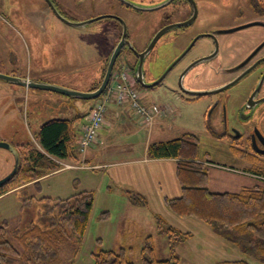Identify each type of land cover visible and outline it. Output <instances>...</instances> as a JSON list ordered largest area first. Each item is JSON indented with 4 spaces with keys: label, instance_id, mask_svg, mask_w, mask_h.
Segmentation results:
<instances>
[{
    "label": "rangeland",
    "instance_id": "obj_1",
    "mask_svg": "<svg viewBox=\"0 0 264 264\" xmlns=\"http://www.w3.org/2000/svg\"><path fill=\"white\" fill-rule=\"evenodd\" d=\"M58 1L69 17H88L84 19L86 20L113 12L110 0ZM257 1L216 0L214 12L217 15L208 23L209 27L228 29L251 21L264 22V0L263 3L260 2L262 0ZM138 3L145 6L152 4L144 1ZM40 9L46 10L44 0H0V72L11 76L25 75L31 80L87 91L91 87L93 78L100 77V68L115 41V37L110 36L108 30L103 31L107 23L113 22L112 18L98 19L87 27H71L54 18L48 9L45 13L40 12ZM156 11H143L141 16L143 21H149ZM112 25L113 23L109 26ZM52 27L55 28L54 31ZM43 28L49 30L48 34L38 36L39 29ZM154 30L156 26L144 23L141 28L142 44L147 42ZM170 34L174 33H169L167 36ZM262 34L264 28L254 25L223 36L233 37L247 44L246 47L249 48L251 45L248 40ZM161 39L148 57V60L152 56L157 57V65L155 63L153 68L158 67V61L162 62L160 63L162 66L167 65L168 61L187 43L186 39L179 38L175 43L161 44ZM191 54L192 51L187 59ZM152 62L154 63V60ZM120 63L131 67L133 65L124 53L118 56L113 69H116ZM152 64L146 63V67L152 69ZM179 67L176 66L167 78L153 88H142L136 84V89H140L143 95L140 102L164 105L169 109L150 129H139L141 127L130 126L124 121L120 124L115 123L110 128V138L118 146L114 148L119 150L113 153L110 148L106 157L109 160H113L115 156L121 160L136 159V153L140 154L145 140L165 141L183 134H193L198 139V156L205 163L210 178L209 188L212 191L234 192L243 185L261 184L262 181L244 177L238 171L244 166L264 171V159L252 160L243 157L239 150L230 145L226 137L217 138L215 133L220 132L216 116L218 108L213 110L209 123L207 122L212 108L210 103L215 94L203 96L201 100L189 101L183 98L187 96L180 93L177 78H174ZM148 75H150L149 70ZM153 79L146 78L149 82ZM49 96L60 97L61 100L51 102L48 100ZM99 98L71 99L53 91L26 88L0 80V141L10 145L26 143L31 139L30 135L37 132L39 125L46 119L69 118L71 113L81 115L84 113L82 118H86ZM112 106H114L112 102L107 104L108 108ZM132 128L139 131L133 134ZM149 132H152V136ZM33 143L35 147L38 146L35 141ZM16 164L17 155L7 148L0 147V179L11 174ZM104 174L106 183L102 180L103 172L98 170H66L47 175L37 183L30 182L32 185L27 189L15 191L30 183L13 188L0 197V224L6 221L10 227H14L26 221L29 217L28 212L31 211L23 207L22 201L28 196L67 198L86 187L94 193L95 200L86 232L79 242L62 245L58 264H94L93 253L102 249L118 250L122 247L130 248L129 259L134 264H139L147 235L152 237L154 257L167 259L170 257L168 238L163 231L158 230L157 216L165 220L164 227L170 225L181 231L192 232L191 240L194 242L206 238L205 230H197L188 219L172 217L175 221L171 224L160 214L154 216L151 213L153 211H148L147 205L136 203L137 196L134 191H127L128 188L124 189V185L113 179L109 173ZM107 185L110 187L109 190ZM149 208L151 209L150 206ZM36 210L37 206H33L34 213L30 217L36 213ZM12 242L20 247L17 241L12 240ZM176 248L177 246L175 250ZM185 259H181V264L187 263Z\"/></svg>",
    "mask_w": 264,
    "mask_h": 264
},
{
    "label": "trees",
    "instance_id": "obj_2",
    "mask_svg": "<svg viewBox=\"0 0 264 264\" xmlns=\"http://www.w3.org/2000/svg\"><path fill=\"white\" fill-rule=\"evenodd\" d=\"M79 118L80 115L71 119H48L29 141L15 144L18 161L10 177L0 185V195L30 182L37 183L39 177L58 169L62 161L79 163V137L74 125ZM34 141L38 146L33 145ZM198 148V139L193 134L148 146L147 152L152 158L176 159L181 194L164 198L167 209L181 219L194 218L205 223L243 256L236 261L214 264H264V180L262 184L242 186L234 192L212 191ZM249 170L264 177V171L258 168ZM93 200L94 194L89 190L78 191L67 198H24L23 207L31 211L28 219L14 227L6 221L0 224V264H58L62 245L77 243L84 236ZM136 200L142 201L138 196ZM33 206H37V210L30 217L34 213ZM156 222L158 230L168 238L170 257L155 258L152 237L147 235L139 264H181L175 247L192 234L170 225L164 227L165 220L161 217L157 216ZM129 250L128 247L99 250L92 254L94 264H134L128 257Z\"/></svg>",
    "mask_w": 264,
    "mask_h": 264
},
{
    "label": "flooded vegetation",
    "instance_id": "obj_3",
    "mask_svg": "<svg viewBox=\"0 0 264 264\" xmlns=\"http://www.w3.org/2000/svg\"><path fill=\"white\" fill-rule=\"evenodd\" d=\"M132 1H144V3L151 2L152 4H150V6L152 7L163 4L166 1L169 2L157 9H153L157 10L155 14L151 16L149 21L144 22L143 17H141L143 11L151 10H141L125 4L120 0H110L111 9L113 10L112 14L124 20L127 29L125 39L130 41V46L134 47V49L142 51L150 38L158 30L167 26L171 28L158 39L159 41L162 38L161 44L175 43L179 38L187 40L185 46L168 61L167 65L165 64L162 66V64H160L162 62L158 61V67L156 68H153V65L156 63L157 57L152 56V58L148 60L149 55L154 50V46L143 60V78H158L172 60L179 56L193 42L187 53L170 72L176 69V66H180L177 68L174 78H181L182 85L187 90H214L236 81L230 87L211 94H215V96L210 103L212 108L208 114L207 122L209 123L213 110L218 108V115L216 116L218 118L220 132L215 133L217 138L226 137L230 145L239 150V153L248 159L263 160L264 34L261 36L259 35L260 37L256 35L249 39L248 43H250L251 47L247 48V44L245 45L243 42H239L233 37L228 38L229 36H223V34L230 32H222V30L242 26L246 23L228 29L218 28L216 26L209 27L210 25L208 23L217 15V13L214 12V3L216 0ZM260 2L263 3V0ZM112 20L113 22L110 21V23H107L106 29L103 30H108L110 35L114 34L115 41L111 49H113L120 40L123 31L122 23L114 18H112ZM261 22L262 25L257 26L264 28V22ZM111 23H113L112 27L109 26ZM144 23L145 25L150 24L156 26V30L152 32L147 42L142 44L141 28ZM169 33L174 34L167 36ZM197 42L198 45L194 48ZM130 46L124 43L120 54L124 53L128 56L129 62L133 64L132 67L135 70L138 58L134 56L130 49L127 50ZM191 51L192 54L187 59ZM237 51H239V53H237ZM199 59H202V61L197 64H192ZM152 60H154V63ZM146 63H148V65L153 63L152 69L146 67ZM148 70L150 75H148ZM170 72L165 78H167ZM177 87L181 94L187 96L183 98L189 101L201 100V97L206 96L191 95L183 91L178 84ZM213 125H215V123H213Z\"/></svg>",
    "mask_w": 264,
    "mask_h": 264
},
{
    "label": "crops",
    "instance_id": "obj_4",
    "mask_svg": "<svg viewBox=\"0 0 264 264\" xmlns=\"http://www.w3.org/2000/svg\"><path fill=\"white\" fill-rule=\"evenodd\" d=\"M53 3L55 4L56 8L60 11L61 14H63L66 18L72 21H83L85 18L88 17H69L68 13L64 11L60 6L62 5L58 0H52ZM46 4V10L45 9H40V12L45 13L47 9L51 12L54 18L57 20L68 24L58 18L54 12L51 10L47 2L44 0ZM112 14V13H108ZM104 15V14H102ZM115 15V14H114ZM100 16V15H98ZM97 17V16H96ZM95 18V17H94ZM91 19V18H90ZM88 20V19H86ZM96 21V20H95ZM91 22L85 23V25L80 26V27H87L88 24ZM70 25V24H68ZM108 25V24H107ZM71 27H77V26H72ZM52 31L55 30L54 27H52ZM48 31L46 28L39 29L38 36H44L45 34H48ZM114 37V34L110 35ZM112 50V49H111ZM110 50V52H111ZM109 52V54H110ZM108 54V56H109ZM107 56V58H108ZM104 62V69L103 65L100 68L101 74L103 78V74L105 72L106 68V60ZM123 69H128L129 72L132 74V81L134 84V87L136 88L137 80L135 79L134 76V69L133 67L126 65L124 63H120L116 69H113V71H121ZM27 78H30L28 76H25ZM93 78L91 82V87L88 90H92L91 88L95 85V83L100 84L102 78ZM111 79V78H110ZM109 79L108 85L113 84L114 82ZM38 82H43L39 80H34ZM97 85V86H98ZM62 86V85H61ZM69 86V85H67ZM96 86V87H97ZM66 87V86H65ZM95 87V88H96ZM108 87V86H107ZM72 88V87H68ZM76 88V87H75ZM74 89V88H72ZM138 89V88H137ZM87 90V91H88ZM138 92L140 93L139 100L140 98L143 97L142 91L138 89ZM103 95V94H102ZM99 96L100 98L95 101V103L99 100L102 99L103 96ZM48 100L51 102L54 100L55 102H59L61 100L60 97L56 96H49ZM94 103V105H95ZM114 103V106L111 108L106 109L105 116H104V123L102 126L99 128L97 136L93 142V144L88 147L84 152H79V163H72L68 161H62L60 162V167L52 172H49L47 174L42 175L39 177L37 180L42 179L43 177L47 175H52L55 173H59L60 171H66V170H80V171H86L88 170H98L100 172H103L102 175V180H104V183H106V176L104 178V173L107 172L109 173L113 179H116V181L121 182V185H124V189L128 188L127 191L131 190L132 192L134 191L136 193V196H138L139 199L142 201H137V203L142 202L141 204L147 205L148 211L151 212L154 216L157 214L162 215L167 222L173 223L175 220L172 219V217L179 218L173 213H171L164 202V198H171V197H177L181 194V186L176 178V159L174 158H152L148 155V146L153 143V142H158V141H164V140H156L153 142H149L148 140H145V142L142 144V151H140V154L136 153V159H126V160H121L117 156L114 157L113 160H109L106 156L108 154V150L111 148L112 152H118L119 149H115L114 147H118L117 144H115L112 139L110 138L111 132L110 128L115 124H120V122H126L129 123L130 126H139L142 128H151L157 121L160 120L162 117L163 113L167 112L169 107H166L164 105H158L164 108V112L159 116L156 117L153 123L149 126H145L143 122L141 121L140 117L134 113V111L129 107V105L126 104H117L116 102ZM143 105L149 106V105H156L154 103L150 102H140ZM93 105V106H94ZM92 106V107H93ZM91 107V108H92ZM26 109H24V112ZM89 114V113H88ZM87 117L82 118L80 113H74L70 114L71 116L67 119L74 118L76 115H80L79 119H76L74 121V125H76L77 131H78V137L81 134L82 128L84 124L87 121ZM86 116V115H85ZM51 119V118H50ZM48 120V119H46ZM45 120V121H46ZM42 124V123H41ZM40 124V125H41ZM39 125V127H40ZM39 129V128H38ZM139 131V130H138ZM138 131H136V128H132V133L136 134ZM150 133V132H149ZM152 136V132L150 133ZM32 135V134H31ZM30 135V136H31ZM149 138H151L149 136ZM169 140V139H168ZM166 141V140H165ZM14 147V145H12ZM15 148V147H14ZM78 148V146H77ZM16 149V148H15ZM18 161V160H17ZM64 163H68L72 165V167L66 168L63 166ZM124 166V167H122ZM128 166V167H126ZM250 167V166H249ZM249 167H243L241 170H239V174L244 176V177H251L254 179H258L263 183V177H260L259 175H256L255 173L251 172L249 170ZM219 178V177H218ZM223 179L224 178H219ZM38 182V181H37ZM209 184H210V178H209ZM30 184H27L24 188L21 187L20 189H15L16 190H21V189H27ZM254 185V184H253ZM243 186H251V185H243ZM108 190L110 187H108ZM81 190H89V188L84 187ZM8 193V192H6ZM4 193V194H6ZM4 194L0 195L2 197ZM94 194V193H93ZM95 200H93L94 203ZM151 207V209L149 208ZM151 213L149 216L151 217ZM181 219V218H180ZM183 219V218H182ZM190 220L189 223H192L197 230L199 229H204L207 236L206 238H203L202 241L199 242H194L191 240L193 238V233L190 231H184V232H190L192 236L187 239L186 241H183L177 245L176 248V253L180 259H185L187 260V263L184 264H214L216 262L220 261H236L239 259H242L243 256L240 254V252L237 250V248L234 245H231L227 242H225L223 239L215 235L211 229L209 228L208 225L204 224L198 219L194 218H185V220ZM203 223V224H200ZM202 225V226H201ZM188 259L190 261H188Z\"/></svg>",
    "mask_w": 264,
    "mask_h": 264
},
{
    "label": "water",
    "instance_id": "obj_5",
    "mask_svg": "<svg viewBox=\"0 0 264 264\" xmlns=\"http://www.w3.org/2000/svg\"><path fill=\"white\" fill-rule=\"evenodd\" d=\"M47 2V4L49 5V7L51 8V10L54 12V14L60 18L61 20H63L64 22L72 25V26H83L85 25V23L88 22H93L95 20L101 19V18H114L119 20L122 23L123 26V31L121 34V38L120 40L117 42V44L113 47V49L111 50L107 60H106V68H105V72L103 74V78L100 82V84L92 89V90H88V91H80L77 89H72V88H68L65 86H61V85H57V84H52V83H47V82H38V81H34L31 80L27 77L24 76H11V75H7V74H3L0 72V80L3 81H7L11 84H15V85H19V86H23V87H31V88H35V89H40V90H47V91H53L56 93H59L61 95H65L71 99H81V100H92V99H96L98 98L103 91L105 90L109 79H110V75L111 72L113 70L114 64L121 52L122 46L124 43L128 44L130 46V41L125 39V34H126V24L124 22V20L114 14H104V15H100L97 16L95 18H91L88 20H83V21H72L69 20L68 18H66L63 14L60 13V11L56 8L55 4L53 3L52 0H45ZM121 2L128 4L132 7H136L137 9H141V10H153V9H157L163 5L168 4L169 2L166 1L163 4H160L158 6H145L142 4H139L138 2H134L132 0H120ZM180 25V24H179ZM254 25H262L261 21H251L249 23H246L242 26H238L235 28H231L228 30H222V32H231V31H236L242 28H246L249 26H254ZM171 27L167 26L164 27L160 30H158L151 38L150 40L147 42L146 47L142 50V51H137L136 49H134V47L130 46L128 49H130L132 51V53L134 54V56H136L138 58V62L136 63L135 66V79L137 80L138 84L142 87V88H153L156 85H158L159 83H161L164 79L165 76L170 72V70L182 59V57L187 53V51L189 50V48L192 46V43L179 55L177 56L174 60H172V62L165 68L164 72L158 77L155 78L152 81H147L146 78H143L142 76V70H143V60L144 58L150 53V51L153 49V47L155 46L156 42L158 41V39L165 33L167 32ZM261 45V44H260ZM202 59L197 60L196 62L192 63V64H197L199 62H201ZM182 75V74H181ZM180 75V77H181ZM236 81H233L229 84H226L220 88L214 89V90H187L183 87L182 82H181V78L177 79V84L178 86L185 91L188 94L191 95H209L212 93H216L218 91L224 90L228 87H230L231 85H233ZM180 89V90H181ZM0 147H4L7 148L8 150H11L13 153H15V155H17L16 149L10 145L9 143L6 142H1L0 141ZM15 169V168H14ZM13 169V171H14ZM12 171V172H13ZM12 174V173H11ZM6 176L3 179H0V185L2 183H4L9 177L10 175Z\"/></svg>",
    "mask_w": 264,
    "mask_h": 264
},
{
    "label": "built area",
    "instance_id": "obj_6",
    "mask_svg": "<svg viewBox=\"0 0 264 264\" xmlns=\"http://www.w3.org/2000/svg\"><path fill=\"white\" fill-rule=\"evenodd\" d=\"M110 78L114 83H109L102 95V99L97 101L90 109L87 121L79 135L77 145L79 152H84L93 144L99 128L104 123V116L109 102L114 101L117 104L127 103L134 113L140 117L145 126L151 125L155 118L164 112V108L161 106H146L140 103V93L134 87L132 74L128 69H123L120 72L113 71ZM63 166L66 168L72 167L68 163H64Z\"/></svg>",
    "mask_w": 264,
    "mask_h": 264
}]
</instances>
